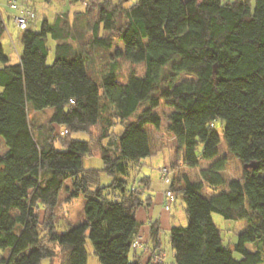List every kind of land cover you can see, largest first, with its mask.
Returning <instances> with one entry per match:
<instances>
[{
	"label": "trees",
	"instance_id": "16d2710c",
	"mask_svg": "<svg viewBox=\"0 0 264 264\" xmlns=\"http://www.w3.org/2000/svg\"><path fill=\"white\" fill-rule=\"evenodd\" d=\"M21 1L36 16L23 30V51L16 63L3 43L7 24L0 11V136L7 145L0 155V250L10 249L9 259L0 263L41 264L50 258L57 264L60 248L66 253L64 264H87L90 239L101 264H141L131 261L129 253L140 228L136 210L145 201L142 184L150 178H134L131 185L128 179L152 154L147 125L160 128L162 99L174 109L166 130L184 150L182 164L198 168L200 175L191 179L178 174L177 163L171 165L170 189L184 199L188 218L186 226L170 231L176 263L263 262L264 0H137L123 9L124 22L118 20V8H124L125 0H92L98 18L87 22L86 29L80 19L89 7L73 18L68 11L57 14L54 22L45 18L38 31L33 28L34 4ZM101 30L124 43L115 55L144 63L143 75L131 73L120 81L116 59L99 77L90 73L93 59L87 48L113 45L115 36L101 35ZM49 38L56 41L52 64ZM182 74L196 79L179 81ZM109 106L113 121L125 122L114 149L106 146L103 134L95 135ZM48 107L53 108L50 124L60 127L56 138L36 136L29 118L30 109L35 113ZM218 120L223 121L228 151L243 165L242 180L227 181L223 175L229 158L219 156ZM78 132L87 133L89 140L72 136ZM93 147L99 148L103 170L112 178L109 185H101L98 169L84 167ZM203 161L212 162L201 167ZM249 164L253 166L245 167ZM224 185L226 190L219 193H204L206 186ZM64 189L71 199H85V218L59 232L54 209ZM37 208L47 213L43 225L48 243L42 240ZM213 213L247 221L234 249L224 244ZM150 233L159 247L160 226L153 224Z\"/></svg>",
	"mask_w": 264,
	"mask_h": 264
},
{
	"label": "rangeland",
	"instance_id": "374dc122",
	"mask_svg": "<svg viewBox=\"0 0 264 264\" xmlns=\"http://www.w3.org/2000/svg\"><path fill=\"white\" fill-rule=\"evenodd\" d=\"M26 1V0H25ZM111 2V0H108ZM116 1V0H115ZM126 4H124V8H118L119 22H124L125 18L123 16V11L125 8L133 5L137 0H125ZM224 1H233V0H224ZM27 2V1H26ZM32 3L34 4V7L37 11V20L33 24V28L37 31L40 30L41 24L45 18L50 20L51 22L55 21L56 15L59 12L62 11H68L69 14L72 16L74 11H81L84 9V6L89 7V11H87L86 14L83 15V17L80 19V23L83 25V28L86 29V23H93L98 17H97V9L93 7L92 0H80L79 2H72L71 0H52L51 2H47V0H32ZM33 6V5H32ZM0 8L1 11L4 14V18L6 21V24L8 26V30L11 32L14 38L11 40L8 36L3 39V43L6 49V52L11 57V62L16 63L18 61L20 53L23 51V44L20 37V34H22L23 30L15 27L12 20H9L7 18L6 13L14 14L15 10L12 11L9 6L4 5L0 0ZM124 9V10H123ZM88 35H91V32L87 30ZM101 35L104 36H115V33H111L110 31L101 30ZM49 46H50V55L48 57V63L52 64L54 61V49L52 46L51 39H49ZM87 40V39H86ZM12 42V45H11ZM76 46H78L77 43H75ZM88 55L90 58L93 59L90 60V73L94 75L95 77H99V74L101 71L106 68V65L112 61L117 60L119 64L118 68V79L120 81H127L129 75L131 73H134L136 75H143L145 72V65L143 62L141 63H132L127 58H125L123 55L117 56L115 53L117 51H123L124 50V43L115 36L113 38V45L110 49H102V48H94V49H88ZM96 60V61H95ZM95 61V62H94ZM1 66V64H0ZM196 77L189 74H182L179 81L184 80H195ZM162 103L160 107H158V112L162 116V124L160 128H155L154 125L148 124L147 128L150 135V140L152 147L155 149L153 150V153L149 155L148 157L143 159L144 168L142 172L136 171L132 172L130 179H128L130 185L132 184L134 178L140 179L143 174H148L151 176L152 179V189L153 192L156 193L160 191L163 188V178L161 173V168L166 167L167 170H169L170 174V164L171 162L176 164V170L178 174H188V176L191 179L198 180L200 178L199 170L198 168H192L187 167L182 164V159L184 155V150H180L178 147V143L173 135L167 132L166 125L168 123V115L174 111L173 107L169 105L164 99L161 100ZM102 102L104 103V99H102ZM105 108V107H104ZM103 118L105 121L100 122L98 126H96L95 135L103 134L106 138V146H110L112 149L116 148L117 146V138L118 134L124 130V123L114 122L113 120V110L112 107H108L106 111H103ZM53 113V108L48 107L46 110L41 112H35L33 110H29V118L31 121V125L33 128L34 133L36 136H41V134L45 135H52L55 138L60 136V127L54 126V129L52 125L50 124V116ZM133 119L135 117L133 116ZM223 121L218 120L217 121V130L221 134V150L220 155H227L229 158V161L227 163V166L225 170L223 171V175L226 180H231L235 177H241L243 174V166L240 163L238 159L232 155L227 147H226V141L223 135ZM82 139H87V135L85 133H82L80 136ZM159 146L158 149H156ZM7 151V145L5 140L0 136V155L4 154ZM180 161V162H179ZM212 161H203L201 163V167H207ZM171 163V164H172ZM85 168H95L100 171V178L99 181L102 186L109 185L112 182L111 176L106 173L103 170L104 163L102 161V155L99 150V148L93 147L92 153L87 154L84 157L83 161ZM162 166V167H161ZM161 167V168H160ZM243 178V177H242ZM67 184L70 185V180L67 181ZM214 191L213 187H205V195L210 196ZM84 205H85V199L80 197L76 198L75 200L71 199L69 197V192L65 189L62 191L59 197L58 204L56 208L54 209V222L56 225V229L59 232H65L68 230L71 226L79 224L84 221L85 213H84ZM185 202L184 199L180 194L177 195L176 204L172 205L171 212L175 214L177 221L175 222L176 225H183L186 226L188 224V218L185 211ZM37 211L40 214L42 227L41 235L42 240L47 242L49 241V236L47 234V231L45 230L44 223L47 218V213L44 209L37 208ZM17 214L16 210L12 211V215L15 216ZM145 219L147 220V212L145 211ZM213 220L219 227L222 233L223 242L226 246L230 247L231 249H234V245L238 241V235L242 231H244L248 223L245 220L235 221V220H227L225 219L221 214L219 213H213ZM169 231L163 230L162 233V242L164 249L166 251V263L167 264H176L174 259V253L172 251L171 245L169 243ZM54 245V244H51ZM247 247H249L251 250H253L252 244H248ZM57 248V247H56ZM86 248L88 252V259L87 264H101L99 258L95 255L93 244L90 239H87ZM57 256H56V262L57 264H64L66 260V253L60 248H57ZM234 255L236 258H241V254L238 252H234ZM10 257V249H4L0 250V259L8 260ZM1 264V263H0ZM41 264H51L50 258H44L41 261ZM264 264V261L259 263Z\"/></svg>",
	"mask_w": 264,
	"mask_h": 264
},
{
	"label": "crops",
	"instance_id": "0c3cea01",
	"mask_svg": "<svg viewBox=\"0 0 264 264\" xmlns=\"http://www.w3.org/2000/svg\"><path fill=\"white\" fill-rule=\"evenodd\" d=\"M29 1L32 2V0H29ZM1 2L4 5L9 6L10 9L13 11V9L10 6L11 0H1ZM85 9H86V6H84V9L81 10V11H79V12H83ZM0 11H1V8H0ZM75 12H77V11H74L73 14H72V16L70 14H68V17L69 18H73ZM1 13H2V16L4 18V14H3L2 11H1ZM65 13H67V12L66 11H62V12H59L57 14L62 15V14H65ZM6 14H8L7 15V18L9 20H12V22L15 25V27H17V25L15 24L14 19H13V14H10V13H6ZM4 20H5V18H4ZM19 31H20V29H19ZM22 34H23V32H22ZM22 34H20L21 40H22ZM7 36H8V38L10 37L11 40H13V42H14L13 35L8 30V26H7V33L3 37V39L5 37H7ZM49 39H51L52 46H53V49L55 51L56 41L53 40L52 38H49ZM49 41H48V43H49ZM11 45H12V42H11ZM49 55H50V46H49ZM20 56H21V53L19 55L18 61L20 60ZM18 61H16V62H18ZM82 133H85V132L74 133V134H72V136L74 138H76V139L89 140V135L87 133H85L87 135V137H86L87 139H85V138L82 139L80 137ZM151 146H152V144H151ZM158 148H159V146L156 149H158ZM154 149L155 148L152 147V153H153V150ZM171 163L168 164V166H170V174H169V177L170 178L172 177L171 169L173 168L171 166L172 165ZM144 165L145 164L143 163V160H142V164L137 169V171L142 172V170L144 168ZM135 173H137V172H135ZM243 174H244V169H243ZM243 174H242L241 177H235L233 179H240V180H242L243 179L242 177L244 176ZM141 176H143V177L148 176L150 178V182L149 183L145 182L144 184H142V186H143V195H142V198L145 201L136 210V217H137V220L140 223V228H139L138 236H141L143 238V240H142L143 241V246L142 247H139L137 249L132 248L131 251H130V253H129V259L131 261H139L141 264H151V263H156V262H159V261L162 262L163 264H167L166 261H165L166 260V251L164 249L163 242H162V233H163V230L165 229V230H168L169 231V234H170V231H171L172 227L176 225L175 222L177 221L175 214H173L171 212L172 207L170 209H166L165 208V205H164L165 204V192L168 189H170V183H165L162 180L163 181V188L160 191L154 193L153 192V189H152V179H151V176L148 175V174H143ZM208 187H210V186H208ZM226 188H227L226 185L221 186V187H218V188H214V191H213V193L211 195H214L216 193H219L221 190H226ZM78 198H80V197H78ZM75 199L76 198H74L73 200H75ZM174 204H176V202ZM145 211L147 212V216H146L147 220L145 219V216H144L145 215ZM153 224H158L160 226L161 244H160L159 247H156V245L154 244V242H153V240L151 238V233L150 232H151V226ZM169 243H170V235H169ZM170 245H171V243H170ZM252 247L254 249V246L253 245H252ZM171 248H172V246H171ZM172 251L174 253V259H175V262H176L175 251H174L173 248H172Z\"/></svg>",
	"mask_w": 264,
	"mask_h": 264
},
{
	"label": "built area",
	"instance_id": "2783aa9c",
	"mask_svg": "<svg viewBox=\"0 0 264 264\" xmlns=\"http://www.w3.org/2000/svg\"><path fill=\"white\" fill-rule=\"evenodd\" d=\"M10 6L14 12V22L19 29L25 30L32 20L35 18V10L30 8L24 1L21 0H11ZM67 130H63V134H67ZM162 178L165 183H170L171 179L169 177V170L166 167L161 168ZM176 195L171 189L165 192V208L170 209L172 205L176 202ZM143 238L137 236L132 243V248L137 249L143 246Z\"/></svg>",
	"mask_w": 264,
	"mask_h": 264
},
{
	"label": "water",
	"instance_id": "95a60500",
	"mask_svg": "<svg viewBox=\"0 0 264 264\" xmlns=\"http://www.w3.org/2000/svg\"><path fill=\"white\" fill-rule=\"evenodd\" d=\"M250 166H253V164L245 165V167H250Z\"/></svg>",
	"mask_w": 264,
	"mask_h": 264
}]
</instances>
